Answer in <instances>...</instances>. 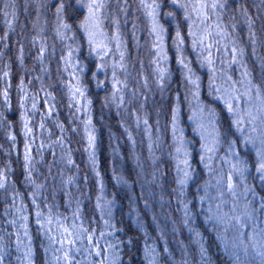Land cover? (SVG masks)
Returning a JSON list of instances; mask_svg holds the SVG:
<instances>
[{"label": "trees", "instance_id": "obj_1", "mask_svg": "<svg viewBox=\"0 0 264 264\" xmlns=\"http://www.w3.org/2000/svg\"><path fill=\"white\" fill-rule=\"evenodd\" d=\"M157 1L172 73L160 87L155 83V51L142 0L105 1V29L111 33L119 27L127 43L128 68L120 74L127 82L122 105L111 99L109 72L97 73L99 61L83 33L85 9L78 0H0V173L6 177L0 188L3 264H23L19 250L25 239L15 225L19 209L27 218L31 264H52L44 218L47 211L68 217L73 205L79 207L88 232L100 238L92 246L101 253L106 247L101 238L108 232L116 264H239L200 209L208 176L195 145L193 178L184 195L179 190L171 124L178 96L184 124L189 125L191 92L178 63L181 53L190 55L193 69L202 76L201 93L217 111L223 145L235 141L250 169L249 183L264 195V182L256 178L257 159L241 143L226 108L212 96L208 71L195 59L184 10L171 0ZM220 1L223 26L242 50L264 97V0ZM61 3L62 23L57 13ZM177 31L185 47H177ZM70 46L78 51L79 78L90 101L97 149L92 163L84 116L72 96L65 62ZM142 121L146 126L136 128ZM147 128L152 132V152ZM102 192L114 205L107 226L99 205Z\"/></svg>", "mask_w": 264, "mask_h": 264}, {"label": "rangeland", "instance_id": "obj_2", "mask_svg": "<svg viewBox=\"0 0 264 264\" xmlns=\"http://www.w3.org/2000/svg\"><path fill=\"white\" fill-rule=\"evenodd\" d=\"M106 1V0H105ZM87 2V0H85ZM152 0H143L142 4L145 10V14L148 18L151 36L153 40V49L155 51V59H154V73H155V83L157 87L164 85V82L171 78V58L168 54V45H167V35L166 29L164 28L162 21L160 19L161 14V5L159 4V8L156 14V21L159 26L163 28L162 32V43L159 37L152 32V17L148 15L150 9L145 7V4H150ZM180 3L188 4L189 9L188 12H185L186 15H190L191 19H187V33L190 38L192 49L197 53L196 60L199 63L201 69L207 70V76L210 79V85L212 90V96L222 104L226 108V105L222 99L218 97L223 96L225 99H228L230 94L232 93V83L235 82V94L240 95L241 99L239 104L235 100L232 101L233 109L236 110L238 107L239 113L243 118V123L240 125L243 128V131H238L237 126L234 123V117L232 115L231 118L234 123V127L240 137L241 143L245 148L251 150L255 158L257 159V167H258V155L257 153H264V113L258 114V118L251 123H249V117L247 115L248 111H251L254 115H257V107L260 104V100L256 99V90L252 89L250 95L252 97L251 101L245 102L246 98L241 95L246 88L248 87L249 81L252 85H256L249 73L247 64L243 59V55H241V51L237 44L231 39L230 35L226 32L222 19L219 17V7L215 10L208 8L206 9L208 19L205 23H200L197 18V13L192 10V5L197 4L198 0H179ZM205 2L211 4L214 0H205ZM221 2V1H220ZM85 9V17L82 24H88V31L82 27L83 33L86 37L87 42L89 43V31L92 32V39L94 43L90 44V48L92 53L98 59L97 73H108L109 72V84L108 88L112 92L111 99L119 104L124 103L125 93L127 90V82L124 78L121 77V73H124L128 68V51H127V43L124 36L121 33L119 27L115 26L112 32L109 33L104 26V19L101 25V30H98L92 26V24L86 21V16L88 15L87 9ZM103 9L99 13L103 18ZM60 23H62V16L59 14ZM193 21H196L193 23ZM62 25V24H61ZM219 25V28L216 26ZM207 27L208 33L205 34L204 29ZM194 32L195 36H190L189 32ZM217 31H219L222 35H217ZM197 37H204V45L211 44V49H205L204 45L199 43L193 45V39ZM106 46V47H105ZM163 48V55L166 56V60L158 59L160 53V48ZM182 47H185V44L182 43ZM235 48L236 52L234 53L232 49ZM209 51L211 52V59L214 61L213 68L215 72L213 73L207 65L205 57L208 56ZM106 52V54H105ZM99 53V54H98ZM121 53L123 54L121 58ZM78 51L73 47H69L67 56L65 58V62L68 68V74L72 80V96L75 99V102L80 105V112L83 113L84 120V132L87 139V150L90 154V162L94 161L97 149H96V134L90 126L89 119V100L86 95L85 89L81 85V81L79 78V61L77 59ZM179 58V65L182 68L183 73H186V70L180 64V60L183 59L188 67L192 70L191 74L194 77H198L199 83V93L198 96L193 95V86L191 84V92L189 94V110L187 121L189 123L188 126H185L184 119L182 116V107L179 104L178 96H176V105L173 108V114L176 108H179V116L178 122H176V128H173V119L171 124V133L172 139L174 143V159L177 166V175H178V185L181 194L184 195V189L190 183L194 175V166H193V146L195 145L197 148V155L200 162L205 167V172L207 174L208 181L203 186V197H202V205L200 209H203L204 214L207 218L208 222H211L220 233L221 239L224 244L230 250L232 256L236 259L239 264H260L259 257L254 258V250L249 245L248 254L245 256L243 252V246L240 245V241L235 238V231L231 228L228 231L224 230V226L218 224L215 220H211L210 217L213 213L216 215H222L223 212H228L230 209V204H226L222 206L221 211H217L216 204L219 203L220 189L224 188L228 183L229 178L233 184L240 185L238 191L242 192L244 186L250 187L257 194L258 198H264V195L257 191L252 184L248 181V172L250 171L247 161L245 157L240 156L238 152V148L235 144V141L232 139L226 145H223L221 139V132L218 124V115L214 106L208 104L201 93V79L199 73H197L193 69V65L190 62V55H186L185 53H181ZM233 57L236 58L239 63H232ZM158 68H166V78L161 81L158 73ZM99 69V70H98ZM108 70V71H107ZM246 73V75H245ZM227 77H231V81L227 80ZM114 81H119V83H114ZM79 86L81 91L83 92V96L80 95L79 92H75V88ZM257 86V85H256ZM220 88L221 91L217 92L215 89ZM224 89H228L227 92ZM131 98L134 97V93L131 91ZM260 98L264 99L262 93L260 91ZM227 110V108H226ZM228 112V111H227ZM229 113V112H228ZM173 117V116H172ZM144 121V120H143ZM136 123V128L141 126H146V123L143 122ZM89 133L94 136V142L92 147H89ZM146 138H148V149L152 152L154 149L153 144L151 142L152 132L151 129H146ZM195 136V138H194ZM205 147H210L213 151L205 153ZM181 149L180 152H177V149ZM185 152L187 153V157H185ZM210 157V159H209ZM188 161V172L189 177L186 179L185 184L182 186L179 184V180L184 178L183 169L185 168L184 160ZM235 166V167H234ZM247 170L244 172V182L240 183V178L237 175V169L245 167ZM256 178L259 182L263 181L261 179V174L257 172L256 169ZM226 190V189H225ZM184 197V196H183ZM100 207L102 209V214L105 217L108 225L110 221L112 212H113V201L106 197V195L102 192L100 194ZM225 199H230V197H225ZM248 199H252V194L248 193ZM241 206L245 203L243 198L239 200ZM251 207L258 208L259 207V199L252 200ZM211 209V211H210ZM50 213L47 211V215L44 218L43 226L45 231L48 233L51 239V258L52 264H116V257H114L113 244L108 236V232H106L101 239L104 241L103 244L106 247L101 253L98 248L93 247L92 244L95 242H100L99 239H95L92 234H90L82 223L80 218V210L77 205H73L71 208V214L68 217H64L59 215L57 212ZM262 217H264V213H260ZM18 222L15 225H18L19 234L23 236L25 239L24 242H20V253L22 255V263L23 264H31V256L28 249V244L26 241V237L28 235L27 231V218L24 215L23 209H19L17 212ZM65 228H67L72 236L69 237L68 233L65 232ZM107 231L106 227H104ZM251 229L245 230L244 243L249 244V234ZM79 236L78 239L76 237ZM91 237V240L88 237ZM67 237L68 239H76V243L72 252L69 253L68 259H65V251L69 247H73L67 243V239L64 240L63 246L59 241ZM93 239V240H92ZM99 253V255H97ZM0 264H3L1 262ZM104 262V263H102Z\"/></svg>", "mask_w": 264, "mask_h": 264}, {"label": "snow or ice", "instance_id": "obj_3", "mask_svg": "<svg viewBox=\"0 0 264 264\" xmlns=\"http://www.w3.org/2000/svg\"><path fill=\"white\" fill-rule=\"evenodd\" d=\"M143 2V0H142ZM78 3L82 5V7L87 9L88 15L86 16V21L90 22L92 26L98 30H101V25L103 23V18L100 16V12L102 9L106 7L105 0H78ZM171 3L173 5H177L180 8L185 9V12H188L189 5L180 3L179 0H171ZM145 7L147 9H150L148 12V15L152 17V32L155 33L159 39L161 40L162 43V32L163 28L158 25L156 21V14L157 10L159 8V4L157 3V0H152L150 4H145ZM223 8L224 4L220 2V0H214L211 4L205 2V0H198L197 4L192 5V10L197 13V18L200 23H205V21L208 19L206 9L211 8L213 10L217 8ZM64 8L63 3L60 4V6L57 8V13L60 14L62 13ZM169 15H172V13H169ZM186 19H191L190 15H186ZM196 21H193L195 23ZM65 28L68 27V25H63ZM82 27L85 28L86 31H88V24H82ZM219 28V25L216 26ZM205 34H210L208 33L207 27L204 29ZM217 35H222L219 31L216 33ZM92 32L89 31V43L92 44L94 43L92 39ZM190 36H195L194 32H189ZM176 38H177V47L179 48L180 44L183 43L179 31L176 33ZM201 44L204 45V37H197L193 39V45L195 44ZM106 47V46H105ZM205 49H211L212 45H204ZM232 51L235 53L236 49L233 48ZM160 55L158 56V59L161 60H166V56L163 55V48L161 46L160 48ZM99 54V53H98ZM106 54V52H105ZM241 55L242 50H241ZM123 54L121 53V58ZM206 62L210 70L214 73L215 69L212 67L214 64V61L211 59V52L209 51V54L207 57H205ZM232 63H239V61L236 60L235 57H233ZM180 64L183 66V68L186 70L185 73V79L189 84L193 86V95L198 96L199 93V83L198 77H194V75L191 74L192 70L188 67V64L181 59ZM99 70V69H98ZM158 73H159V79L163 81L166 78L167 72L166 68H158ZM246 75V73H245ZM228 81H231V77H227V80L225 83ZM114 83H119V81H114ZM235 82L232 83V93L230 94L228 99H225L223 96L218 97L219 99H222L226 105L227 111L229 112L230 115H232L234 119V123L237 126L238 131H243V128L240 127V125L243 123V118L241 117L238 107L236 110L233 109L232 101L235 100L237 102V105L239 104V101L241 99L240 95L235 94ZM255 88L256 90V99L260 100V104L257 107V115H254L251 111L247 112V115L249 117V123L252 121L256 120L258 118V114L264 113V99L260 98V88L256 85H252L251 82L249 81L248 87L246 90L241 94L243 95L246 100L245 102L251 101L252 97L250 95L252 89ZM217 92L221 91L220 88L215 89ZM225 92L228 91V89H224ZM75 92H79L81 96H83V92L81 91V88L77 86L75 88ZM90 103V101L88 102ZM34 107V105H33ZM79 111V109H77ZM178 116H179V108L177 107L174 114H173V128H176V122H178ZM90 123V121H89ZM147 123V121H145ZM27 127V125H25ZM30 131V129H29ZM94 136L89 133V147H92L93 142H94ZM264 143V141H262ZM181 149H177V152H180ZM205 153L213 151L212 148L210 147H205L204 149ZM259 159H258V167H257V172L261 174V179L264 180V153H257ZM185 157H187V153L185 152ZM27 159V157H26ZM210 159V157H209ZM185 168L183 169L184 173V178L179 180L180 185H184L186 182V179L189 177V172H188V161L187 159L184 160ZM235 167V166H234ZM247 170L246 166L243 168H238L237 169V175L240 178V183L243 184L244 182V172ZM4 180H6V177H3V174L0 173V188H3L4 185ZM240 185L238 184H233L231 181V178H229L228 183L225 185L224 188L220 189V196H219V203L216 204V209L217 211L222 210V206L226 204H230V209L228 212H223L222 215H216V213H213L212 216L210 217L211 220H215L218 224H221L224 226V230L228 231L229 228L233 229L235 231V238L240 241V245L243 246V252L245 256L248 254V248L249 245L252 247L254 250V258L259 257L260 259V264H264V217L259 215L260 213H264V198H258L257 194L254 192V190L250 187L244 186L243 191L240 192L238 191ZM226 189V190H225ZM248 193L252 194V199H248ZM230 197V199H225V197ZM243 198L245 203L243 206L240 205L239 200ZM259 199V207L258 208H253L251 207L252 200H257ZM211 211V209H210ZM251 229V232L249 234V244L244 243V236H245V230L246 229ZM65 232L68 233V236L71 237L72 233L65 228ZM79 236L76 237L78 239ZM67 239V243L69 245H72L73 247H69L65 251V259H68V255L70 252H72L76 243V239H68L65 237L64 239H61L59 243L63 246L64 240ZM89 240H91V237H88ZM99 255V253H97Z\"/></svg>", "mask_w": 264, "mask_h": 264}]
</instances>
